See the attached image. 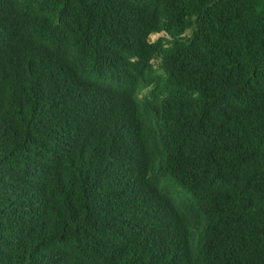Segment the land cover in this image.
Instances as JSON below:
<instances>
[{"label": "trees", "instance_id": "16d2710c", "mask_svg": "<svg viewBox=\"0 0 264 264\" xmlns=\"http://www.w3.org/2000/svg\"><path fill=\"white\" fill-rule=\"evenodd\" d=\"M0 264H264V0H0Z\"/></svg>", "mask_w": 264, "mask_h": 264}, {"label": "rangeland", "instance_id": "374dc122", "mask_svg": "<svg viewBox=\"0 0 264 264\" xmlns=\"http://www.w3.org/2000/svg\"><path fill=\"white\" fill-rule=\"evenodd\" d=\"M162 35H164L163 32L151 34L150 35V40L153 41V40L157 39L159 36H162Z\"/></svg>", "mask_w": 264, "mask_h": 264}]
</instances>
